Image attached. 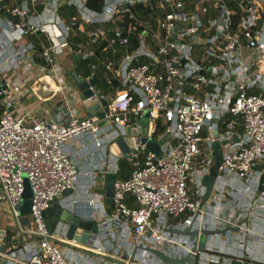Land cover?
I'll list each match as a JSON object with an SVG mask.
<instances>
[{
  "label": "built area",
  "instance_id": "1",
  "mask_svg": "<svg viewBox=\"0 0 264 264\" xmlns=\"http://www.w3.org/2000/svg\"><path fill=\"white\" fill-rule=\"evenodd\" d=\"M0 28V51L13 46V69L25 64L18 76L3 72L0 59V205L10 208L20 233L35 238L23 260L0 233V260L168 264L151 251L158 249L172 259L188 257L182 264L245 262L236 254L240 246L214 239L224 243L228 232L243 229L245 211L263 206L264 0H0ZM75 37L81 41L73 48ZM66 51L87 62L89 72L79 75L89 82L86 100L97 104L95 114L79 116L74 108L81 91L66 79ZM34 53L43 63L28 62ZM32 74L53 82L43 84L44 91L64 97L52 116L13 111ZM106 135L134 137L131 157L107 151L103 158V170L117 176L104 220L117 231L108 236L110 246L92 238L81 244L50 231L45 211L80 179L67 142L87 138L103 148ZM137 137L155 139L162 153ZM215 141L222 157L214 190L201 206ZM124 158L134 166L119 177ZM26 178L33 191L28 224L17 208Z\"/></svg>",
  "mask_w": 264,
  "mask_h": 264
},
{
  "label": "crops",
  "instance_id": "2",
  "mask_svg": "<svg viewBox=\"0 0 264 264\" xmlns=\"http://www.w3.org/2000/svg\"><path fill=\"white\" fill-rule=\"evenodd\" d=\"M0 37H2L1 28ZM13 52V46L4 48V54L2 53V50L0 51V53H2L0 54V59L3 61L2 70L3 72L11 70L16 71V74L18 76H22L25 72L23 68L25 64L21 63L17 67V69L14 70L13 68L16 63L13 59H11ZM65 53L66 56L64 66L65 64L67 65L68 62L78 64L76 63L78 62V60H75V58L71 56L68 51H66ZM5 55L7 57H10L11 61L6 60ZM32 56L33 58L29 59V63H31L33 59L34 61L39 62L38 60L40 59V56L38 55V53H34ZM65 70L66 79H68V81L75 87V89H79L78 86H75V83L73 82L74 78L72 76V71L76 69H73L70 72L67 71L66 68ZM1 74L2 73H0V77ZM35 77L36 76H33L32 74L29 78L28 84L23 86L21 94L18 96V99L15 100L13 111L16 114L33 112L44 116H52L59 109L64 107V97L61 93L53 95L48 91H45L43 95H40V93H38L33 86V82L37 80V77ZM39 80H43L45 82L44 84L53 83L47 77L41 78ZM79 96L82 101L74 106L79 116H88L98 112V106L96 103L88 102L86 100V96H84L82 92L79 94ZM1 102L2 101H0V103ZM107 124L108 123H106L105 126ZM109 129L110 128H108L107 126L106 128H104V131L106 132ZM121 137H125L127 143L131 148L134 142V137ZM111 139L112 138L110 135H106L104 137L105 146L103 148L97 147L94 142H92L91 140L89 141V139L87 138L70 139L67 142L66 150L77 163L78 169L80 170L81 174L77 187L71 189V192L60 200L63 207L70 210L76 216L87 221H93L98 224V228L100 230L98 233H94L91 238L94 242H96V244H103L105 246L111 245V240H109L108 237L111 231H117L111 225H107V227L104 220L107 211L110 210V206L106 203L107 175L110 172L106 173L103 170V158L107 151L112 152L110 150V147L118 138L115 140ZM84 142L86 143V146H83ZM124 160L128 163L131 162L127 158H124L123 160H121L120 166ZM120 168V177H126L125 175H130L131 170L127 171L124 170L123 167ZM95 196L98 197L99 201L96 205H91L89 203V200ZM261 197L263 203V206L261 207L262 209L250 208L245 211L243 218L240 220V223L243 225V229L238 230L237 228H234L232 231L228 232L227 236L225 237L226 241H223L224 243L219 244L217 241L219 240L217 239L218 237H215L214 239L217 245L224 246L228 243L232 245L234 249H236L237 246H240L241 249L239 248L236 254L243 257L245 261L255 262L257 264H264V194H261ZM247 201H249V199ZM0 230L6 231L5 234L8 235V238L14 244V250L18 254V258L27 260V258L31 254V251L33 250L31 241H33V239L35 238H32L25 233H20L18 228L16 229V231L10 232L0 225ZM64 246L65 245L62 244V247ZM0 264L20 263L9 260H0Z\"/></svg>",
  "mask_w": 264,
  "mask_h": 264
},
{
  "label": "water",
  "instance_id": "3",
  "mask_svg": "<svg viewBox=\"0 0 264 264\" xmlns=\"http://www.w3.org/2000/svg\"><path fill=\"white\" fill-rule=\"evenodd\" d=\"M75 60H78V56H74ZM72 76L74 80L76 81L78 88L80 91L84 94V96L89 97L92 95V91L88 89L89 87V82L86 81L82 76L79 75L77 70L72 71ZM3 82V78L0 77V92H1V84ZM98 82V75L95 74L94 77L91 79L92 84H96ZM2 98L3 95H0ZM101 116L104 115L103 112L100 114ZM148 115V112H147ZM108 123V120H104L100 123V125H105ZM140 124H148V118H144L140 121ZM132 131L130 128H128V134H131ZM134 134H137L138 131L135 129L133 130ZM145 133V131H144ZM216 131L213 132L214 135H216ZM137 142H147V147L152 151L155 152L156 154L160 155L162 153L161 148H160V143L156 141L155 139L153 140H148L146 137H143L142 139L140 137L136 138ZM220 143L218 141H215L213 143L214 149H219L220 148ZM110 150L116 154V155H122V156H128L131 157V148L129 144L127 143L125 137H120L118 138L110 147ZM122 153V154H121ZM219 157V161L216 164V171L218 173V166L220 164V159L222 157V154ZM117 176L115 173L110 172L107 175V186H106V203L111 206L113 203V186H114V181L116 180ZM204 184L207 187L206 194L203 196L202 201H201V206L204 205V203L209 199L214 183H215V178L208 174L205 176L204 179ZM260 191L264 192V174L262 175L261 181H260V186H259ZM71 192V189L66 190L63 194L59 195L56 197L52 205L45 211V219L46 223L48 226V229L50 231H55V232H60L62 235L66 236L70 240H74L78 243L81 244H86L89 239L91 238L93 233H96L98 231V224L93 222V221H87L84 220L78 216H76L74 213H72L70 210L67 208L63 207L61 204L60 200L68 195ZM33 196V191L31 187V183L26 178L25 180V192H24V197L22 202L17 206V208L20 210L22 216V221L26 224L29 223L30 218L29 214L31 213V206H32V197ZM5 230H0V233L5 234ZM221 232H226V230H222ZM215 233V232H211ZM198 232H192L191 235L195 236L197 235ZM205 240H206V235L203 234L200 237V247L204 248L205 245ZM154 253H156L163 261H165L168 264H182L185 261H187L189 258H183V259H172L166 254H164L162 251L158 249H151ZM212 264H217V263H212ZM233 264H255L254 262L250 261H245L243 262L240 259H235Z\"/></svg>",
  "mask_w": 264,
  "mask_h": 264
},
{
  "label": "rangeland",
  "instance_id": "4",
  "mask_svg": "<svg viewBox=\"0 0 264 264\" xmlns=\"http://www.w3.org/2000/svg\"><path fill=\"white\" fill-rule=\"evenodd\" d=\"M38 61L43 63V60L39 59ZM76 63H78V62H76ZM80 65H83V62H80L79 64H74V63L68 62L67 65L65 64V68L67 69V71L70 72L73 69L77 70ZM73 82L75 83V86L77 87L78 85L74 79H73ZM44 83L45 82L43 80H37V82H35L33 85L35 90L38 93H40V95H43L45 92L42 88ZM110 89H112V88H110ZM79 94H80V92H79ZM142 126L146 127L145 124H143ZM141 130H143L142 132H144V129H141ZM207 147H208V145H207ZM222 152H223V150L221 148L211 150V154H212V157L214 159V163L211 166L210 175H212L214 178L217 176V171H216L215 167H216L217 162L219 161L218 156H220L222 154ZM122 163H121L120 167H123L124 170L129 171L133 167L132 162L128 163V162H125V160H124ZM204 179H205V177L203 178V182H204ZM4 205H2V204L0 205V225L3 226L6 230H9L10 232H14L17 229V227L15 225L16 222H15L14 216L11 213L10 208H8L6 205L5 206Z\"/></svg>",
  "mask_w": 264,
  "mask_h": 264
},
{
  "label": "trees",
  "instance_id": "5",
  "mask_svg": "<svg viewBox=\"0 0 264 264\" xmlns=\"http://www.w3.org/2000/svg\"><path fill=\"white\" fill-rule=\"evenodd\" d=\"M91 5L92 6H95V7H98V4H96V3H94V2H91ZM143 6V4H141L140 5V7H142ZM145 13H147V11L145 12ZM72 40V47L74 48V47H77V43L79 42V41H81V38L80 37H75V38H73V39H71ZM97 48V51H101V47H96ZM38 49H40V46L38 45ZM81 61H78V64L80 63ZM86 71H85V70ZM77 71L78 72H80V73H82V74H85L86 72H89V67H87V62H84L83 61V65H80L79 67H78V69H77ZM2 111H3V105L0 103V116H1V114H2ZM123 164V163H122ZM125 166V165H124ZM121 175H119V177H120ZM126 177H128L127 175H125Z\"/></svg>",
  "mask_w": 264,
  "mask_h": 264
}]
</instances>
